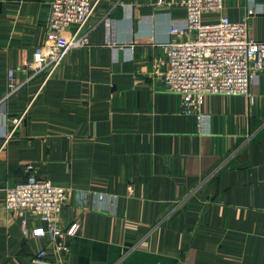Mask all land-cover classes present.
<instances>
[{"label":"crops","instance_id":"1","mask_svg":"<svg viewBox=\"0 0 264 264\" xmlns=\"http://www.w3.org/2000/svg\"><path fill=\"white\" fill-rule=\"evenodd\" d=\"M249 8L250 35L264 40V0H222L203 18ZM48 13L49 0H0V264L40 249L48 264H264V69L250 98L206 95L198 121L161 76L182 0H98L86 44L45 78L27 64ZM27 164L68 190L59 222L78 230L60 237L65 254L32 234L38 216L23 225L5 207Z\"/></svg>","mask_w":264,"mask_h":264},{"label":"built area","instance_id":"2","mask_svg":"<svg viewBox=\"0 0 264 264\" xmlns=\"http://www.w3.org/2000/svg\"><path fill=\"white\" fill-rule=\"evenodd\" d=\"M98 0H49V13L43 44L35 47L28 66L33 72H44L45 78L63 61L67 52L86 44L82 30L93 14ZM161 2V0H158ZM186 18L181 25L171 24L169 38L161 44L164 69L161 76L168 91L181 98L180 112L194 114L201 120V107L206 95L227 94L251 97V85L258 72L264 69V40L250 35L246 11L239 20L225 15L205 20L203 14L220 10L222 0H182ZM73 26L72 31L67 28ZM17 88L13 68L7 70V94ZM21 117L12 118L13 125ZM10 133L6 136V138ZM27 177L5 188V207L25 223L27 215L38 216L43 226L32 230L34 236H49L59 253L67 252L60 237L76 235L78 224L65 230L60 225L59 214L68 196V190L47 178L30 173ZM46 251L40 249L28 264H48Z\"/></svg>","mask_w":264,"mask_h":264}]
</instances>
